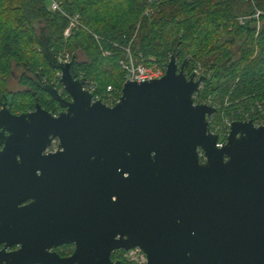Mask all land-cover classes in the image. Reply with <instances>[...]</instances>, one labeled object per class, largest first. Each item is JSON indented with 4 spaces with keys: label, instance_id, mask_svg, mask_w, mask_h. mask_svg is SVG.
I'll use <instances>...</instances> for the list:
<instances>
[{
    "label": "water",
    "instance_id": "water-1",
    "mask_svg": "<svg viewBox=\"0 0 264 264\" xmlns=\"http://www.w3.org/2000/svg\"><path fill=\"white\" fill-rule=\"evenodd\" d=\"M39 43L67 97L37 83L64 110L3 108L1 152H41L56 141L52 157L66 168L50 192L46 176L35 196L0 189V264H117L111 253L132 249L145 264H264V109L262 125L233 121L218 148L207 123L217 109L192 101L212 76L186 77L171 55L160 78L123 82L106 107L81 90L73 59L58 63ZM227 220L242 221L240 236ZM67 244V257L50 251Z\"/></svg>",
    "mask_w": 264,
    "mask_h": 264
},
{
    "label": "trees",
    "instance_id": "trees-1",
    "mask_svg": "<svg viewBox=\"0 0 264 264\" xmlns=\"http://www.w3.org/2000/svg\"><path fill=\"white\" fill-rule=\"evenodd\" d=\"M57 1L101 40L95 42L80 29L64 39L66 21L48 10V0H0V96L6 93L12 65L21 70L18 85L23 89L9 95L10 103L26 108L36 102L52 114L59 110L37 83L50 85L54 74L41 52L43 37L53 55L70 53L73 73L92 80L98 92L107 85L119 91L123 71L117 62L129 43L133 58L145 66L163 69L174 55L186 77L196 65L208 72L205 78L212 80L201 84L194 102L210 97L218 104L216 124L242 121L244 114L251 121L262 119L257 105L264 106V15L258 28L254 19L240 25L239 17L253 13L245 0H156L146 17V0ZM255 5L264 11V0H255ZM77 51L84 61L76 60ZM61 97L67 96L62 92ZM124 255L114 251L110 259L133 264Z\"/></svg>",
    "mask_w": 264,
    "mask_h": 264
},
{
    "label": "built area",
    "instance_id": "built-area-1",
    "mask_svg": "<svg viewBox=\"0 0 264 264\" xmlns=\"http://www.w3.org/2000/svg\"><path fill=\"white\" fill-rule=\"evenodd\" d=\"M156 0H146V7L144 8L142 12V16L146 17L151 13V4H153ZM248 2L253 9V13L249 16L239 17L238 23L240 25H243L246 21L254 19L257 22V28L259 27V18L261 15H264V11L258 9L255 5V0H245ZM48 10L51 12L58 13L60 16H62L66 21V26L62 31V37L64 39L68 38L72 35L73 32L80 29L85 31L87 34L91 36V38L95 42H99L101 40L100 37L97 35L91 33L89 30H87L79 21V16L77 14H67L61 9L60 2L57 0H48ZM115 46L114 44H112ZM122 54L121 58L118 60V66L123 71V82L130 81L135 83H140L144 81H149L153 79H158L163 75L164 68L160 69L155 64L145 66L140 62H136V60L133 58L130 52L129 43L121 48ZM101 54L103 56H108L109 53L107 51H102ZM54 57L58 63L66 64L71 59V54L68 52H58L54 54ZM194 75V79H196L198 76H208V72H205L204 70H201L197 65L193 68L192 72ZM59 77L60 73L58 71H54L53 78L51 80V87L55 88L59 94L62 93L60 84H59ZM75 80L81 81V90L87 92L90 94V102H99L102 105L106 107H112L117 101L120 96V89L119 91H115L110 85L105 86L104 90L98 92L96 84L83 76L82 73L75 74L74 77ZM122 82V83H123ZM201 85L199 86L200 89ZM66 98V97H65ZM195 95L192 96L193 104H202L207 106H212L213 102L210 97L205 98L200 103L194 102ZM216 108V107H215ZM264 106L263 105H257V111L260 112L262 115ZM215 114L207 119L208 123V131H210L211 134H215L218 136V141L216 144V147L220 148L225 144L226 137L228 135L230 124L233 122L231 120L225 119L223 121L224 124H221V126L215 127L213 126V117ZM244 120L242 121H248V114L243 115ZM255 127H259L262 125V119L254 120L252 121ZM221 131V133H219ZM198 156L200 159H202V155L199 152ZM125 253V257L129 259L130 261L135 262L136 264H145V258L143 254L137 250L132 249Z\"/></svg>",
    "mask_w": 264,
    "mask_h": 264
},
{
    "label": "flooded vegetation",
    "instance_id": "flooded-vegetation-1",
    "mask_svg": "<svg viewBox=\"0 0 264 264\" xmlns=\"http://www.w3.org/2000/svg\"><path fill=\"white\" fill-rule=\"evenodd\" d=\"M19 80V78H18ZM23 89L20 87L18 91H22ZM16 91V92H18ZM15 92H9L6 90L5 95L0 98V110L6 108L9 115L18 116L20 114H29L33 112V105L31 107H22L19 105H14L10 103L9 95ZM4 105V106H3ZM47 113H50L48 110H45ZM64 109L59 108L55 114L50 113L51 115H56L57 113L63 111ZM8 135L6 131L0 132V189L8 192L12 190L13 193L17 187L24 188L30 191L32 195L35 196L36 193H40V190L43 185L44 176H46L47 191H52V186L54 182L59 181V177L56 176L55 171L57 169H64L65 163L62 161V164L55 160L52 157L57 150V142L53 141L50 143L49 147L41 152H28V151H15L2 153L1 149L3 147V141L5 137ZM37 146V145H36ZM54 146V147H53ZM202 162V159H200ZM58 172V171H57ZM49 174V176H48ZM64 177V176H63ZM48 186H51L48 188ZM12 193V192H11ZM8 194V193H7ZM39 195V194H38ZM32 199H27L24 202L18 204V206H24L30 203ZM242 222V221H241ZM240 221H230L227 220L225 223H229L228 233L231 235H239L242 233L243 226ZM240 236V235H239ZM2 245H0V249ZM16 247L9 248L7 250L13 251ZM51 252L56 253L59 257H67L73 251V246L70 244L61 245L50 250Z\"/></svg>",
    "mask_w": 264,
    "mask_h": 264
},
{
    "label": "rangeland",
    "instance_id": "rangeland-1",
    "mask_svg": "<svg viewBox=\"0 0 264 264\" xmlns=\"http://www.w3.org/2000/svg\"><path fill=\"white\" fill-rule=\"evenodd\" d=\"M39 29H40V26L37 25V30H39ZM234 51H235V49H234ZM75 55H76V60L77 61H84V56H83L82 53H80V52L77 51V52H75ZM20 74H21L20 68H17L14 65H12V67H11V73H10V76L8 77V79H7V84H6V90L7 91H9V92H16V91H18L20 89V87L18 85V78H19ZM215 107L217 109L219 107V105L216 104ZM222 124H224V123L222 122ZM213 126H215V127L221 126V124H216V121H215L214 117H213ZM219 133H221V131H219ZM127 260L129 262H132L133 264H136L135 262L130 261L129 259H127Z\"/></svg>",
    "mask_w": 264,
    "mask_h": 264
}]
</instances>
